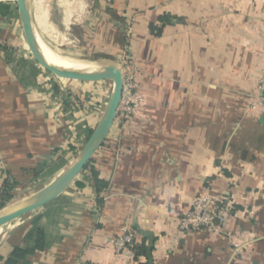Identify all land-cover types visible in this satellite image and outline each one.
Segmentation results:
<instances>
[{
	"label": "crops",
	"instance_id": "0c3cea01",
	"mask_svg": "<svg viewBox=\"0 0 264 264\" xmlns=\"http://www.w3.org/2000/svg\"><path fill=\"white\" fill-rule=\"evenodd\" d=\"M55 4L36 0L35 16L39 5L52 16ZM58 7L55 25L77 31L92 60L120 63L130 44L144 101L134 117H116L93 155L108 187L98 194L82 171L58 198L0 227V258L28 244L36 223L48 246L32 264H147L133 247L116 254L113 240L126 230L153 240V264H264V108L253 106L264 70V0H62ZM162 15L170 20L158 36L150 24ZM113 88L46 69L27 43L18 0H0V194L6 182L13 187L0 209L74 162ZM204 191L231 208L226 231L180 234V218Z\"/></svg>",
	"mask_w": 264,
	"mask_h": 264
},
{
	"label": "water",
	"instance_id": "95a60500",
	"mask_svg": "<svg viewBox=\"0 0 264 264\" xmlns=\"http://www.w3.org/2000/svg\"><path fill=\"white\" fill-rule=\"evenodd\" d=\"M18 7L27 43L36 59L46 69L62 78L85 81L112 79L114 88L98 126L74 162L50 184L33 196L18 205L0 209V227L21 215L52 202L76 181L85 166L92 160L94 153L102 147L106 141L117 117V111L123 92V68L121 63L115 60L92 62L96 63V68L94 69L64 68L51 64L46 59L36 38L30 14L29 0H18Z\"/></svg>",
	"mask_w": 264,
	"mask_h": 264
},
{
	"label": "built area",
	"instance_id": "2783aa9c",
	"mask_svg": "<svg viewBox=\"0 0 264 264\" xmlns=\"http://www.w3.org/2000/svg\"><path fill=\"white\" fill-rule=\"evenodd\" d=\"M120 63L123 68V92L117 116L130 119L138 113L144 101V96L138 92V77L142 74V69L133 57H128ZM253 106L264 108V70L258 80L257 96ZM231 212L228 206L219 208L216 199L209 192H201L193 199L189 211L180 218L179 232L182 235L200 230H209L216 234L224 233L229 224ZM134 239V234L127 230L116 237L113 240L116 254L122 255L127 249L133 247Z\"/></svg>",
	"mask_w": 264,
	"mask_h": 264
},
{
	"label": "trees",
	"instance_id": "16d2710c",
	"mask_svg": "<svg viewBox=\"0 0 264 264\" xmlns=\"http://www.w3.org/2000/svg\"><path fill=\"white\" fill-rule=\"evenodd\" d=\"M169 20V15L160 16L157 22L150 24V31L155 35H161L165 25L169 22ZM83 174L87 179L93 181L94 187L96 188L98 194L101 190L108 187V181L101 178L99 172L93 166L92 160L85 166ZM76 184L78 186H84V183L80 180H78ZM12 188V184L9 182L4 184L0 194V198L4 202L3 205L11 200L13 196ZM25 240L28 244L17 245L7 258H0L3 260V264H32L30 257L37 251H42L48 246L47 236L44 229L38 226L36 223L33 224L31 229L26 234ZM153 248L154 245L152 239H150L149 242H147V239H143L142 241H137L134 239L133 250L136 253V257L144 256L147 259V264H153Z\"/></svg>",
	"mask_w": 264,
	"mask_h": 264
},
{
	"label": "rangeland",
	"instance_id": "374dc122",
	"mask_svg": "<svg viewBox=\"0 0 264 264\" xmlns=\"http://www.w3.org/2000/svg\"><path fill=\"white\" fill-rule=\"evenodd\" d=\"M33 1L35 2L36 0H30V14L32 17V22H34L36 31L39 33L42 40L46 43V45L52 51L58 52L65 57L78 60V61L99 62L97 60L96 61L92 60V58L96 57L95 53H89V52H86L84 49H82V44H83L82 41H78L75 36L79 34L77 33V31L73 32L71 29L65 30L64 27H61V25H55L54 22L58 21L59 17H61L60 12H58L59 11L58 5L59 3H61L62 0H55L56 4L54 8L57 11H55V14H53L52 16L48 15L47 23L43 24V26H42V23H40L39 21H37V19H35V11L33 12L34 10ZM107 3H111V0H107ZM44 27L46 28V31L45 29L42 30ZM129 46L130 44L126 43V47L123 51L124 53L121 57L122 60L120 59L121 61H123L124 59L128 57L134 56ZM98 81H109L110 83L114 84L112 79H108V80L103 79V80H98Z\"/></svg>",
	"mask_w": 264,
	"mask_h": 264
},
{
	"label": "bare ground",
	"instance_id": "6f19581e",
	"mask_svg": "<svg viewBox=\"0 0 264 264\" xmlns=\"http://www.w3.org/2000/svg\"><path fill=\"white\" fill-rule=\"evenodd\" d=\"M33 3H34V1H33ZM33 12H34V10H33ZM36 18H37V20H39L40 23H42V26H43V24H46L47 23L48 14L42 8L41 5H39V7H38V14H37V17ZM44 29L46 31V28L45 27L42 30H44ZM51 29H49V30H51ZM34 32H35L36 38H37V40H38V42L40 44V47H41L42 52L44 53L46 59L51 64H54V65L59 66V67H64V68H76V69H94V68H96V63H92V62H88V61H78V60L70 59L68 57H65V56L61 55L58 52L52 51L46 45V43L42 40V38L40 37L39 33L36 31L35 28H34Z\"/></svg>",
	"mask_w": 264,
	"mask_h": 264
}]
</instances>
